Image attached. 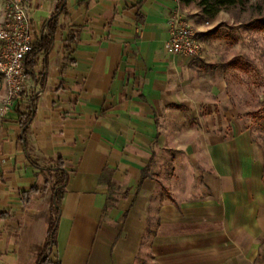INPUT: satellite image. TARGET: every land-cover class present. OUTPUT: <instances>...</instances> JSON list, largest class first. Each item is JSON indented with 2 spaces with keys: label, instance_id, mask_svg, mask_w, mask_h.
Instances as JSON below:
<instances>
[{
  "label": "crops",
  "instance_id": "1",
  "mask_svg": "<svg viewBox=\"0 0 264 264\" xmlns=\"http://www.w3.org/2000/svg\"><path fill=\"white\" fill-rule=\"evenodd\" d=\"M57 3L28 0L36 41ZM175 12L204 29L200 10L178 0H65L46 64L36 57V82L29 79L28 95L0 117V264H35L41 254L52 191L63 179L44 169L58 163L66 180L48 251L53 264H137L139 257L237 264L255 257L264 189L249 145L206 146L196 190L180 177L183 162L164 167L159 159L172 141L162 120L185 106L174 91L175 63L189 58L165 51ZM3 96L0 87V109ZM108 180L116 201L104 211ZM33 187L24 202L21 193Z\"/></svg>",
  "mask_w": 264,
  "mask_h": 264
},
{
  "label": "rangeland",
  "instance_id": "2",
  "mask_svg": "<svg viewBox=\"0 0 264 264\" xmlns=\"http://www.w3.org/2000/svg\"><path fill=\"white\" fill-rule=\"evenodd\" d=\"M4 6L0 0V15ZM201 22L200 32L193 24L201 44L198 54L175 63L174 91L185 106L162 120L161 131L172 141L163 143L161 165L183 162L180 177L196 190L206 146L234 141L240 149L249 145L261 164L264 189V28H257V22L264 23V0H247ZM0 87L4 89L1 77ZM5 94L4 89L2 103ZM154 158L149 167L157 165ZM258 216L257 225L264 230L263 209ZM255 248L254 258L237 264H264V234L255 239ZM142 263L150 264L139 257L137 264Z\"/></svg>",
  "mask_w": 264,
  "mask_h": 264
},
{
  "label": "built area",
  "instance_id": "3",
  "mask_svg": "<svg viewBox=\"0 0 264 264\" xmlns=\"http://www.w3.org/2000/svg\"><path fill=\"white\" fill-rule=\"evenodd\" d=\"M167 29L166 53L188 58L198 54L199 38L189 19L175 12L168 18ZM35 42L28 0H5L0 15V77L6 94L0 117L7 113L13 100L27 96L32 87L23 61Z\"/></svg>",
  "mask_w": 264,
  "mask_h": 264
},
{
  "label": "trees",
  "instance_id": "4",
  "mask_svg": "<svg viewBox=\"0 0 264 264\" xmlns=\"http://www.w3.org/2000/svg\"><path fill=\"white\" fill-rule=\"evenodd\" d=\"M64 2L65 0H58L54 13L45 23L46 35L42 37L40 40L35 42V44L33 45L32 51L28 53L27 56L24 58L23 65H24L25 75L28 79H32L34 82H36V77L34 75L33 69L35 65L37 64L36 57L39 54H42L44 62L46 64L47 57L53 46L55 32L57 29V21L59 17L64 13V10H65ZM178 2L179 4L183 6L194 4L200 10V13L204 18L214 19L221 10L234 7L236 5H243L247 2V0H178ZM257 28H264V23L257 22ZM67 40L70 43L74 42V36L72 33H69ZM33 101L34 99L32 100V102ZM33 114H34V108L31 105L28 108V112L25 115H23V120L21 124L22 135H24V133L26 132L32 120ZM21 141L24 142L22 138H21ZM44 170L62 172L63 179L60 181L58 180L57 187H55L52 191L53 205H52V210H51V219H50V223L48 227L47 238H46L43 250L41 254L39 255L38 259L36 260L35 264H53L48 260V251L52 249L55 244L57 220H58L59 211H60L59 205L62 199V195H63L62 190L64 188V184L66 180L65 178L66 173L61 168L60 163H58V165L54 168L44 169ZM106 185L108 188L109 195L107 197L104 211L112 208L116 201V198L114 197L115 187L111 184L109 180L106 181ZM36 191H37V187H33L28 192H22L21 198L23 199L24 202H27L29 196L32 194H35Z\"/></svg>",
  "mask_w": 264,
  "mask_h": 264
},
{
  "label": "water",
  "instance_id": "5",
  "mask_svg": "<svg viewBox=\"0 0 264 264\" xmlns=\"http://www.w3.org/2000/svg\"><path fill=\"white\" fill-rule=\"evenodd\" d=\"M64 4H65V2H64Z\"/></svg>",
  "mask_w": 264,
  "mask_h": 264
}]
</instances>
